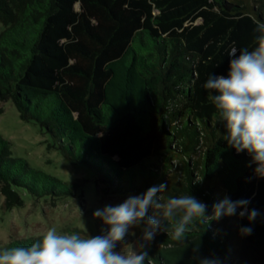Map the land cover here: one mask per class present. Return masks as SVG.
<instances>
[{
  "label": "trees",
  "instance_id": "16d2710c",
  "mask_svg": "<svg viewBox=\"0 0 264 264\" xmlns=\"http://www.w3.org/2000/svg\"><path fill=\"white\" fill-rule=\"evenodd\" d=\"M258 24L264 0H0V101L11 99L22 120L50 135L49 147L89 168L101 198L167 184L158 203L191 195L208 206L180 240L173 235L183 212L165 217L150 207L134 226L145 264H201L211 256L264 264V178L249 154L228 146L203 87L210 74H227L232 48L256 46ZM84 181L31 167L0 135L3 209L22 205L25 193L74 196ZM225 196L250 199L260 215L214 219ZM249 225L252 234L242 235ZM146 231L153 239L144 240ZM73 232L89 236L66 228ZM42 236L13 239L0 251Z\"/></svg>",
  "mask_w": 264,
  "mask_h": 264
},
{
  "label": "clouds",
  "instance_id": "9594fccd",
  "mask_svg": "<svg viewBox=\"0 0 264 264\" xmlns=\"http://www.w3.org/2000/svg\"><path fill=\"white\" fill-rule=\"evenodd\" d=\"M255 31L257 44L249 50L232 48L226 75L210 74L203 87L212 93L211 99L222 122L225 140L237 153L246 152L256 164L254 174L264 178V24H258ZM167 184L153 185L142 195L132 196L115 206L97 209L93 215L107 226L104 235L82 236L78 232L61 233L55 227L49 228L38 242L28 247H11L0 251V264H145L147 252L114 251L131 226L142 220L150 207L163 209V216L171 217L177 211L183 212L182 221L176 226L173 239L180 240L194 218L205 219L208 206L191 195L172 197L166 203L157 202V194ZM250 199L233 201L225 196L213 206L212 217H247L253 222L260 215L259 210L249 209ZM238 210H240L238 212ZM158 222L148 220L150 228ZM252 227L240 228L242 235H251ZM153 231L144 233V240H151ZM201 264H224L221 257L205 258Z\"/></svg>",
  "mask_w": 264,
  "mask_h": 264
},
{
  "label": "rangeland",
  "instance_id": "374dc122",
  "mask_svg": "<svg viewBox=\"0 0 264 264\" xmlns=\"http://www.w3.org/2000/svg\"><path fill=\"white\" fill-rule=\"evenodd\" d=\"M0 135L8 140L12 155L25 159L31 167L65 181L86 180L76 195L59 200L34 198L25 193L22 205L5 210L1 207L3 198L0 197V248L16 238L44 234L51 227L65 233L66 228L76 226L89 236L104 235L107 226L93 213L136 196L126 193L101 198L96 191L93 172L82 164L68 162L56 148L49 147L50 135L36 122L22 120L11 99L0 101ZM171 167L178 170L179 162L172 159ZM196 173L194 170V178ZM140 245L134 235V226H131L114 251L137 253Z\"/></svg>",
  "mask_w": 264,
  "mask_h": 264
}]
</instances>
